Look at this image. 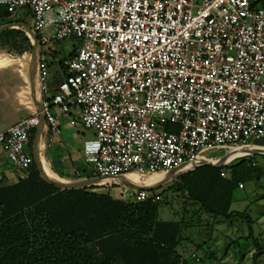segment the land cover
Listing matches in <instances>:
<instances>
[{"label": "built area", "instance_id": "2783aa9c", "mask_svg": "<svg viewBox=\"0 0 264 264\" xmlns=\"http://www.w3.org/2000/svg\"><path fill=\"white\" fill-rule=\"evenodd\" d=\"M0 6L11 15L29 8L34 18L41 151L62 135L54 108L68 115L71 100L82 126L94 131L82 150L90 169L77 171V181L96 179L93 187L102 188L130 174L167 178L195 170L203 159L220 160L207 151L230 156L260 147L253 142L264 139L261 0H0ZM72 37L82 46L64 61L65 77L51 98L47 49ZM170 124L178 130L168 131ZM39 125L36 113L0 133L4 156L20 172L33 163L26 149ZM134 199L158 203L161 196L135 190Z\"/></svg>", "mask_w": 264, "mask_h": 264}, {"label": "trees", "instance_id": "16d2710c", "mask_svg": "<svg viewBox=\"0 0 264 264\" xmlns=\"http://www.w3.org/2000/svg\"><path fill=\"white\" fill-rule=\"evenodd\" d=\"M18 22L24 21L12 20L0 6V28ZM0 42L18 55L33 50L28 36L15 28L0 33ZM35 133L33 129L30 134L32 155ZM44 170L49 179L65 181L47 167ZM205 171L198 167L180 178L189 189V200L213 217L245 220L257 248L254 264H259L264 251L255 237V220L247 212H230V204L224 203L226 183L215 185L208 175L197 180V174ZM60 176L80 179L77 173ZM160 202L126 201L93 186L60 187L43 177L33 159L14 181L7 174L0 177V264H188L180 250L192 242L183 234L190 225L186 218L162 220Z\"/></svg>", "mask_w": 264, "mask_h": 264}, {"label": "rangeland", "instance_id": "374dc122", "mask_svg": "<svg viewBox=\"0 0 264 264\" xmlns=\"http://www.w3.org/2000/svg\"><path fill=\"white\" fill-rule=\"evenodd\" d=\"M16 19H22L27 25L34 26V18L29 8H23L17 13ZM82 46V39L77 37L66 38L60 42H53L47 49L49 66L50 97L52 98L59 91V85L65 76L62 64L72 56L75 50ZM71 113L78 119L76 124H71L67 114L60 112L59 117H65L62 122L63 137L73 140L78 149H82L86 140L94 138V131L86 129L79 122L80 109L74 101H70ZM59 111L54 108V114ZM58 119V118H57ZM64 119V118H63ZM168 131L176 132L178 126L168 125ZM253 143L264 145V139L256 140ZM262 147V146H261ZM27 152H31L28 146ZM244 149L228 156V159L236 154L243 153ZM228 153L227 150H210L205 153L207 158L221 159ZM248 154H243L241 157ZM238 158V157H236ZM234 158V159H236ZM50 158V154L48 156ZM232 159V160H234ZM231 160V161H232ZM80 163V162H79ZM50 165V162L48 163ZM206 168L205 172L198 173L200 179L208 175L215 185L228 187L224 203L230 204V212H247L255 220L254 231L260 246L264 251V155L255 154L247 158L237 159L230 164L214 168L211 166H200ZM225 171L226 176H222ZM57 172L62 173L57 169ZM261 177L256 178V175ZM141 175H128V181L135 185ZM67 180V179H66ZM72 182V180H69ZM145 185H149L145 181ZM243 184V187H240ZM148 187V186H147ZM97 190L110 192L116 198L126 201H135V190L119 180L115 183H108ZM217 192L218 190L215 189ZM151 194L161 196L158 205L160 218L165 221L187 220L190 226L184 230V236L190 237L192 242L184 244L180 252L187 259L188 264H254V254L257 253L254 241L249 238V226L243 219L226 220L223 217H213L210 214L200 211L201 205L192 203L189 200V189L186 182L178 179L167 181L156 189L149 191ZM197 245H203L198 249ZM259 264H264V255L259 259Z\"/></svg>", "mask_w": 264, "mask_h": 264}, {"label": "crops", "instance_id": "0c3cea01", "mask_svg": "<svg viewBox=\"0 0 264 264\" xmlns=\"http://www.w3.org/2000/svg\"><path fill=\"white\" fill-rule=\"evenodd\" d=\"M16 18L17 14L11 15L12 20ZM7 25H12L11 28L19 29L24 32L30 39L34 49L33 39L27 29V27H29L33 30V26H29L24 22ZM32 66L33 50L24 52L22 55H18L8 51L0 42V133L6 132L22 120L27 119L36 113H40V110H42L41 95L38 92L37 95H35L31 85ZM59 113L60 111H57L55 115L61 125L62 135L57 139L52 149L41 151L40 156L44 167H47L53 174L61 179L69 181L68 179L66 180L65 178H62L60 176L61 173L57 172V169L64 174L72 175L77 173V171L86 173L89 171L90 167L85 163L82 152L83 147L79 150L73 140L63 137L62 122H64L65 117H59ZM67 116V121H69L70 117L76 119V117L71 113V110ZM78 118L80 122V115ZM76 120L78 121V119ZM33 149L34 142L32 146V153ZM49 154L51 159H48ZM49 162L50 165H48ZM19 173L23 172L18 171L9 164L8 160L4 156V151L0 146V177L3 174H7L9 181L12 182L16 179ZM188 173H184L183 175ZM164 177L166 178V175H164ZM145 181L147 180L143 179L144 183H146ZM147 182L149 185H139L150 187V182Z\"/></svg>", "mask_w": 264, "mask_h": 264}, {"label": "water", "instance_id": "95a60500", "mask_svg": "<svg viewBox=\"0 0 264 264\" xmlns=\"http://www.w3.org/2000/svg\"><path fill=\"white\" fill-rule=\"evenodd\" d=\"M12 27V25H7L3 28L0 29V33L10 29ZM31 37L34 40V49H33V66H32V72H31V85H32V89L33 92L35 93V95H37V69H38V42H37V37L34 33V31L32 29H30L29 27H27ZM45 124V116L42 112V110H40V125L36 128V133H35V137H34V149H33V154H34V160L39 168V170L41 171L43 177L60 186L63 188H68V189H77V188H84V187H88V186H93L95 185V183H97V180H84V181H63V182H58V181H53L51 179H49L45 173L44 170V165L43 162L41 160V156H40V145H41V137H42V132H43V127ZM255 154H262L264 155V148L262 147H258V148H253L251 149L250 153L248 154L249 156H253ZM228 160V155L224 156L223 158H221L218 162L213 163L211 161H208L206 159L202 160V163L197 165V167L200 166H211L214 168H219V167H223L226 162ZM196 167V168H197ZM184 171L177 169L174 170L170 173V175L159 185L157 186H139V185H135L133 183H131L130 181H128V179L124 176H122L119 180L123 181L126 183L127 186H129L131 189L133 190H147V191H151L153 189L158 188L159 186H161L162 184H164L167 181H171L172 179H176L178 177H180L181 175H183Z\"/></svg>", "mask_w": 264, "mask_h": 264}, {"label": "bare ground", "instance_id": "6f19581e", "mask_svg": "<svg viewBox=\"0 0 264 264\" xmlns=\"http://www.w3.org/2000/svg\"><path fill=\"white\" fill-rule=\"evenodd\" d=\"M250 151H251V149L244 148L243 153L236 154L235 156L229 158L228 161H231L232 159H234L236 157H241L243 154H249ZM127 178H128V176H127ZM143 179L149 181L151 184L150 186H155V185H159L160 183H162L164 181L165 177H164V175H153V176H142L141 175V178L138 179L137 182L139 184H146L143 182ZM139 186H145V185H139Z\"/></svg>", "mask_w": 264, "mask_h": 264}]
</instances>
